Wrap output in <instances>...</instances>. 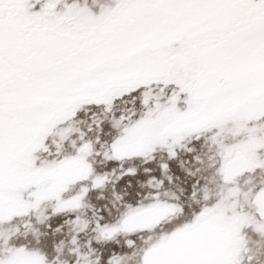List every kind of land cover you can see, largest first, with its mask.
Segmentation results:
<instances>
[{"label":"snow or ice","instance_id":"snow-or-ice-1","mask_svg":"<svg viewBox=\"0 0 264 264\" xmlns=\"http://www.w3.org/2000/svg\"><path fill=\"white\" fill-rule=\"evenodd\" d=\"M0 264H264V0H0Z\"/></svg>","mask_w":264,"mask_h":264}]
</instances>
